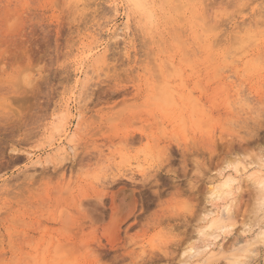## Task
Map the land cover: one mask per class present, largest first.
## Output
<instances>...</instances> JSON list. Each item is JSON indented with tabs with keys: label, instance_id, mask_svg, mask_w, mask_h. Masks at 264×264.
Masks as SVG:
<instances>
[{
	"label": "rangeland",
	"instance_id": "374dc122",
	"mask_svg": "<svg viewBox=\"0 0 264 264\" xmlns=\"http://www.w3.org/2000/svg\"><path fill=\"white\" fill-rule=\"evenodd\" d=\"M143 1L0 0V264H264V0Z\"/></svg>",
	"mask_w": 264,
	"mask_h": 264
},
{
	"label": "bare ground",
	"instance_id": "6f19581e",
	"mask_svg": "<svg viewBox=\"0 0 264 264\" xmlns=\"http://www.w3.org/2000/svg\"><path fill=\"white\" fill-rule=\"evenodd\" d=\"M131 2H135L136 3V0H130ZM170 1V0H169ZM138 2H139V0H138ZM142 2H144L143 0H142ZM168 2V1H167ZM180 2H182V1H180ZM146 2H144V4H145ZM134 4V3H133ZM143 3H142V5H144ZM142 5H140V3H137V4H135V7H138V9H141V6ZM167 5V4H166ZM140 6V7H139ZM146 6V5H145ZM133 7H134V5H133ZM144 7V6H143ZM166 8H168V7H166ZM177 8V7H176ZM144 9V8H143ZM142 10V9H141ZM146 12H148V11H146ZM145 12V13H146ZM150 12V11H149ZM149 12H148V14H149ZM181 12V11H180ZM200 15V14H199ZM201 16V15H200ZM204 16H205V13H204ZM147 18V17H146ZM154 18V17H153ZM216 18V17H215ZM148 19V18H147ZM150 19V18H149ZM152 19V18H151ZM198 19V18H197ZM201 20H202V18H200ZM203 21V20H202ZM206 21H208V20H206ZM152 22V21H151ZM215 23V22H214ZM192 24H193V22H192ZM191 24V25H192ZM195 24V23H194ZM209 24L210 23H208V26H209ZM197 25V24H196ZM198 26V25H197ZM206 27H207V23H206V25H205ZM213 26V25H212ZM192 27V26H191ZM200 27V26H199ZM211 28V27H210ZM218 28V27H217ZM260 28H261V26H260ZM195 29H197V28H195ZM202 29V28H201ZM209 28H207V30H208ZM212 29H214V26H213V28ZM206 30V29H205ZM215 30V29H214ZM243 31V30H242ZM203 33H204V31H203ZM254 33V32H253ZM260 33H263L264 34V32H259V36H260ZM238 34H241V32H239ZM255 34V33H254ZM258 34V33H257ZM256 34V35H257ZM204 35V34H203ZM235 35V34H234ZM256 35H254L255 37H256ZM262 35V34H261ZM195 36V35H194ZM250 36H251V34H250ZM254 37V38H255ZM261 37V36H260ZM203 38V37H202ZM259 38V37H258ZM199 40V39H198ZM234 40H236V38H234ZM238 40V39H237ZM247 40H248V38H247ZM250 40H252V39H250ZM254 40V39H253ZM255 40H256V38H255ZM259 41V40H258ZM176 42V41H175ZM243 42H245V41H243ZM247 42V41H246ZM251 43V42H250ZM253 43V42H252ZM175 44V43H174ZM195 45H196V43H194ZM241 44H243V43H241ZM241 44L239 45V46H241ZM246 44V43H245ZM254 44H256V43H254ZM180 46V45H179ZM214 46V45H213ZM243 47H244V44L242 45ZM214 48V47H213ZM262 56H264V55H262ZM258 57V56H257ZM261 58H263V57H261ZM260 58V59H261ZM259 59V60H260ZM163 63H164V61H163ZM168 85V84H167ZM163 86V85H162ZM170 86V85H169ZM166 89V87L163 89V90H165ZM171 90V89H170ZM168 93V92H167ZM163 94H164V92H163ZM166 94V93H165ZM168 94H170V93H168ZM167 94V95H168ZM171 96V95H170ZM172 97V96H171ZM171 97H169V98H171ZM173 98V97H172ZM169 100V99H168ZM168 103H170V102H168ZM174 104V103H173ZM172 103H171V105H173ZM262 162V161H261ZM263 163L264 162H262L261 163V165L259 166L260 167V169L257 171V173H264V165H263ZM235 165H234V167H235V171H236V173H239L240 171H243L242 169H240L241 168V166H240V163L238 164V162L237 163H234ZM257 165V164H256ZM230 165H226L223 169L225 170V169H227V167H229ZM243 169H247L246 168V166L245 167H243ZM255 174V173H254ZM262 179H264V178H262ZM235 184V180L233 179H230L229 181H227L226 183H224V186H225V188H227V191H224V192H218L216 195H215V197H213L214 199H222V198H224L223 196H226L227 195V197H231V196H233V192L231 191V189L233 188V185ZM258 184H260V185H262V186H264L263 184H264V182L263 181H261V182H259ZM223 186V187H224ZM259 186V185H258ZM259 188V187H258ZM236 189L237 190H240L241 189V187H236ZM261 189V188H260ZM234 190V189H233ZM236 190V191H237ZM262 194V193H261ZM234 200V199H233ZM257 203V202H256ZM259 204V203H258ZM212 214V213H211ZM260 223V222H259ZM207 233V235H205V236H207L208 237V239H206L205 241H206V244L204 245V248H202V249H208V248H210L211 246H212V242L213 241H210V239L209 238H211V239H216V237H212V236H215V233L214 232H211V233H209L208 234V232H206ZM259 234H261V236H263L264 235V228L261 230V232L259 233ZM219 237V236H218ZM256 238H258V236H255ZM259 238H261V237H259ZM258 238V239H259ZM263 239V238H262ZM247 245H249V244H247ZM253 245V244H252ZM202 249H200V250H202ZM199 250V251H200ZM198 251V250H197ZM248 251H250V250H248ZM198 254V253H197ZM248 254H249V252H248ZM236 256V255H235Z\"/></svg>",
	"mask_w": 264,
	"mask_h": 264
}]
</instances>
